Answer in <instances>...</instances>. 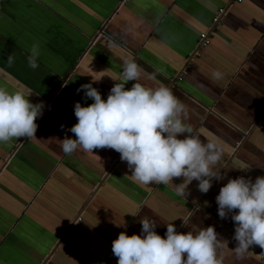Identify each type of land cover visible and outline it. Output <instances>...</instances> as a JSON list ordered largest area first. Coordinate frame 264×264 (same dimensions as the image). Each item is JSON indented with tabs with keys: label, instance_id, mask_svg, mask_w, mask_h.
<instances>
[{
	"label": "crops",
	"instance_id": "0c3cea01",
	"mask_svg": "<svg viewBox=\"0 0 264 264\" xmlns=\"http://www.w3.org/2000/svg\"><path fill=\"white\" fill-rule=\"evenodd\" d=\"M0 264H264V0H0Z\"/></svg>",
	"mask_w": 264,
	"mask_h": 264
},
{
	"label": "built area",
	"instance_id": "2783aa9c",
	"mask_svg": "<svg viewBox=\"0 0 264 264\" xmlns=\"http://www.w3.org/2000/svg\"><path fill=\"white\" fill-rule=\"evenodd\" d=\"M226 12V8H220V10H219V13L215 16V18H214V21L215 22H218L219 20H220V18H221V16L224 14ZM210 42V40H209V36H204V38H202V41H201V46L202 45H205V44H208ZM160 108L159 107H156L155 108V110H154V112L155 113H159L160 112Z\"/></svg>",
	"mask_w": 264,
	"mask_h": 264
}]
</instances>
